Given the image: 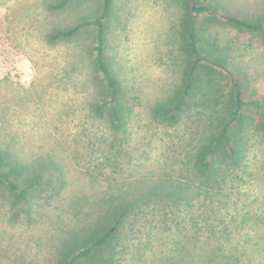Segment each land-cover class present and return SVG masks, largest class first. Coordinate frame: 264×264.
<instances>
[{
	"label": "rangeland",
	"instance_id": "1",
	"mask_svg": "<svg viewBox=\"0 0 264 264\" xmlns=\"http://www.w3.org/2000/svg\"><path fill=\"white\" fill-rule=\"evenodd\" d=\"M42 1L46 0H0V146L17 157L14 165L2 167V173L21 187L28 174L38 183H46L58 174L63 160L68 174L62 188V183L53 185L60 190H51L46 215L38 223H30L35 215L30 218V212L25 215L22 211L29 206L17 203L5 185H0V264H56L55 256H61L60 240L71 231L91 229L100 222L107 210L102 198L118 192L129 201L138 195L136 182L147 175L180 177L190 148L186 124L167 128L150 118L154 103L169 95L179 71V32L173 28L180 14L176 0H119L117 13L112 14L109 64L124 81L125 102L133 107L127 146L122 144V136L111 135L105 123L107 113L103 118L92 113L101 97L98 92L104 89L94 82L90 86L87 71L72 62L81 45L93 40L95 30L84 31L73 44H51L44 37L51 27H70L77 18L93 15L97 0H77L60 10L44 7L38 10V20L34 9ZM214 1L202 0L207 4ZM218 9L221 14L256 20L264 14V0H229ZM215 31L245 95L262 99L261 39L223 24L216 25ZM255 112L249 109L250 116ZM255 142L247 157L254 172L249 180L253 186L231 190V199L246 202L255 230L236 224L246 209H216L215 215L210 208L204 209L193 189L185 202L170 201L164 207L150 204L152 212L138 217L132 213L127 228L118 229L112 223L118 239L114 249L103 251L102 259L108 264L174 263L180 255L174 249L182 240L196 258L200 247L209 250L225 233L241 249L254 247L251 259L244 258L241 264H264V143ZM104 146L110 152L107 155ZM15 171L20 176L15 177ZM84 198L80 207L72 205ZM217 201V207L227 202L224 198ZM234 217L238 222L231 221Z\"/></svg>",
	"mask_w": 264,
	"mask_h": 264
},
{
	"label": "trees",
	"instance_id": "2",
	"mask_svg": "<svg viewBox=\"0 0 264 264\" xmlns=\"http://www.w3.org/2000/svg\"><path fill=\"white\" fill-rule=\"evenodd\" d=\"M75 1L77 0H46L36 3L34 15L39 20V9L43 10L45 7L60 10ZM176 1L180 14L173 23V28L179 32V71L175 83L169 89V95L154 103L150 118L163 127L186 124L189 128L187 135L190 137V148L186 149L183 163L186 170L178 178L163 176L162 173L156 174L157 176L147 175L140 183L136 182L139 185L138 195L132 196L129 201L123 199L118 192L107 194L106 199H101L107 210L96 226L84 228L81 232V229L74 231L75 233L71 231L67 238L59 241L62 257L59 254L61 258L55 256L56 260L58 258L56 264H84L87 261L108 264V261L102 259V253L104 250L114 249L113 245L118 239L112 223L118 229L127 228L128 218L132 213H137V217L150 213L153 211L150 204L162 203L164 207L170 201L185 202V198H188L186 195L190 194L188 191L193 189L204 209L210 208L215 215L218 214L216 209L228 211V207L232 206L235 210L238 207L246 209L236 224L246 226L250 231L255 230L256 225L249 222L252 214L246 208V202L231 199V190L250 184L249 180L254 174L247 157L255 141L264 143V97L252 100L253 98L249 99L245 95L244 88L235 76L231 57L221 44L222 40L216 33L215 26L223 24L239 33H252L261 39L264 46V14L256 20L221 14L218 7L224 6L229 0H216L214 4H207L202 0ZM96 3L98 7L93 15L90 13L77 18L70 27H51L45 31L44 37L51 44H73L84 31L95 30L93 40H87L81 45V52L73 55L72 62L87 71L85 73L90 86L97 83V86L104 89L102 91L100 88L98 95L101 94V97H97L92 113L100 118L107 113L105 123L111 135L115 138L122 136L121 142L127 146L128 122L133 107L125 102L126 86L111 69L108 53V29L114 20L112 14L117 13L119 0H97ZM30 10L31 8L28 11ZM250 108L255 109V115H249ZM103 152L105 155L110 153L105 146ZM120 153L121 150L117 155ZM16 159V156L0 146V185H5L17 203L27 204L29 208L22 209L23 213L27 215L30 212V218L35 215L30 223H38L46 215L49 200L53 196L51 190H60L53 185L62 183V188L63 182L66 183L67 163L62 160L60 169L57 168L58 174L49 177L46 183H38L35 177L28 174V180L21 187L9 179V174L2 173V167L14 165ZM12 174L20 176L16 171ZM252 186L250 184L247 187ZM215 198H224L227 202H220L223 205L217 207L215 204L219 201H215ZM82 202L85 203L86 199L73 201L72 205L80 207ZM231 221L235 223L237 218L234 217ZM221 224L222 222L218 223ZM224 229L229 230L227 226ZM230 238L231 234L228 237L223 233L217 244L209 250L204 246L200 247V258H192L190 251L186 250L185 240H182L180 247L174 249L180 253L179 257L174 263L170 261L165 264H241L245 262L244 258L250 260L254 247L241 249L240 244ZM262 250L264 251V247Z\"/></svg>",
	"mask_w": 264,
	"mask_h": 264
}]
</instances>
